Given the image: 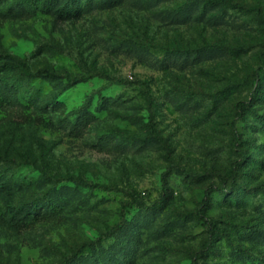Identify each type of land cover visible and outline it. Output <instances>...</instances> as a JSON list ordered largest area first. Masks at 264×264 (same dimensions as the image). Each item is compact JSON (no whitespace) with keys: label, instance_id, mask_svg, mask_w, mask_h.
Wrapping results in <instances>:
<instances>
[{"label":"rangeland","instance_id":"1","mask_svg":"<svg viewBox=\"0 0 264 264\" xmlns=\"http://www.w3.org/2000/svg\"><path fill=\"white\" fill-rule=\"evenodd\" d=\"M43 4L0 0V264H264V0Z\"/></svg>","mask_w":264,"mask_h":264},{"label":"trees","instance_id":"2","mask_svg":"<svg viewBox=\"0 0 264 264\" xmlns=\"http://www.w3.org/2000/svg\"><path fill=\"white\" fill-rule=\"evenodd\" d=\"M83 1L84 0H44L42 10H43V13L53 14V15H56L58 18H61L64 20L75 19V18L80 17V12L83 9L81 5ZM102 1H104L110 7H113L112 3L115 0H102ZM1 62L2 64L0 65V75L6 72L7 68H11L18 75L25 76L29 74L26 68V65L23 61L6 54L5 52L0 53V63ZM258 74H259V71H256L255 72L256 77L258 76ZM33 78H35V76ZM3 80L5 79L3 78V76H1L0 83H2ZM239 107L245 108V102H240ZM235 133H236V140H237V145H238L241 142V138L239 137L238 131ZM244 156L245 155L242 154V157ZM199 213L202 219H206L203 209ZM118 227L119 226L112 228L109 233L114 232L116 229H118ZM88 245L90 244H84L81 249H85L86 247H88ZM81 249L79 248L78 250H76V252L71 256V259H76ZM60 264H67V261H62Z\"/></svg>","mask_w":264,"mask_h":264}]
</instances>
